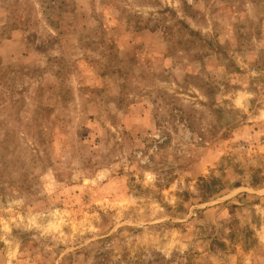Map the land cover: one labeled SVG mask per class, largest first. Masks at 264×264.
Returning a JSON list of instances; mask_svg holds the SVG:
<instances>
[{
    "label": "rangeland",
    "instance_id": "1",
    "mask_svg": "<svg viewBox=\"0 0 264 264\" xmlns=\"http://www.w3.org/2000/svg\"><path fill=\"white\" fill-rule=\"evenodd\" d=\"M0 264H264V0H0Z\"/></svg>",
    "mask_w": 264,
    "mask_h": 264
}]
</instances>
